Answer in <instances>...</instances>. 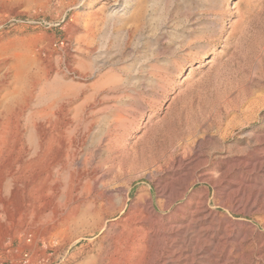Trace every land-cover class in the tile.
<instances>
[{"label": "rangeland", "instance_id": "1", "mask_svg": "<svg viewBox=\"0 0 264 264\" xmlns=\"http://www.w3.org/2000/svg\"><path fill=\"white\" fill-rule=\"evenodd\" d=\"M179 163L264 186V0H0V264L41 240L56 264L105 254L90 178L129 191L123 214L142 190L165 216L202 189L215 208L195 180L160 211ZM233 216L264 234V211Z\"/></svg>", "mask_w": 264, "mask_h": 264}, {"label": "bare ground", "instance_id": "2", "mask_svg": "<svg viewBox=\"0 0 264 264\" xmlns=\"http://www.w3.org/2000/svg\"><path fill=\"white\" fill-rule=\"evenodd\" d=\"M183 170L179 163L170 182L158 180L163 202L160 211L170 210L185 198L195 180L213 185L217 196L215 208L210 207L209 190L202 189L165 216L155 209L150 190H142L129 212L123 214L130 200L129 191L121 189L113 195L106 190L103 177L90 178L86 191L95 201L88 205L86 216L93 224L91 232L101 231L108 245L105 254L84 264H178L176 259L184 256L204 264H229L231 258L236 260L235 264H260L264 259V234L257 225L237 220L233 214L263 212L264 186L246 178L231 179L223 185L228 172L222 179L214 180L199 177L196 172L182 176ZM217 207L226 213L218 212ZM120 214L123 216L118 223L108 224L109 218Z\"/></svg>", "mask_w": 264, "mask_h": 264}, {"label": "built area", "instance_id": "3", "mask_svg": "<svg viewBox=\"0 0 264 264\" xmlns=\"http://www.w3.org/2000/svg\"><path fill=\"white\" fill-rule=\"evenodd\" d=\"M24 245L30 247L35 244L33 237L26 236L23 240ZM42 249L45 250L43 254H37L34 250L30 248H25L23 250L16 249L14 250L13 246L7 248V254L10 256V259L7 262H1V264H56L55 254L53 250L49 249V243L45 240L40 241ZM58 242H52V248L57 246ZM19 254L18 258H14L13 255Z\"/></svg>", "mask_w": 264, "mask_h": 264}]
</instances>
